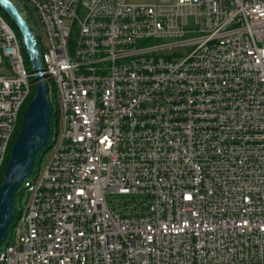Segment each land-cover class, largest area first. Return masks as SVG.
Wrapping results in <instances>:
<instances>
[{
	"label": "built area",
	"instance_id": "obj_1",
	"mask_svg": "<svg viewBox=\"0 0 264 264\" xmlns=\"http://www.w3.org/2000/svg\"><path fill=\"white\" fill-rule=\"evenodd\" d=\"M28 3L60 124L0 264H264V0ZM22 47L0 14V177Z\"/></svg>",
	"mask_w": 264,
	"mask_h": 264
},
{
	"label": "water",
	"instance_id": "obj_2",
	"mask_svg": "<svg viewBox=\"0 0 264 264\" xmlns=\"http://www.w3.org/2000/svg\"><path fill=\"white\" fill-rule=\"evenodd\" d=\"M0 9L19 30L24 48L33 65L35 93L27 105L21 129L15 138L3 181L0 184V256L3 242L15 218V197L32 174L38 154L47 149L51 136L53 106L48 98L49 86L42 80L37 37L28 19L13 0H0Z\"/></svg>",
	"mask_w": 264,
	"mask_h": 264
},
{
	"label": "rangeland",
	"instance_id": "obj_3",
	"mask_svg": "<svg viewBox=\"0 0 264 264\" xmlns=\"http://www.w3.org/2000/svg\"><path fill=\"white\" fill-rule=\"evenodd\" d=\"M13 1L17 4V6L22 11V13H25L26 11H28L27 18L31 21V23H36V24L38 23L35 18V13L32 7L29 5L28 0H13ZM151 1L152 0H147V2H151ZM0 14L5 18V20L12 27L17 38L19 40H22L19 30L15 27V25L11 22V20L5 15V13L1 9H0ZM39 39H41V37H39ZM22 56H23L24 65H25L26 70L30 73H33V65L24 47H22ZM182 59L183 58H177L176 60L180 61ZM3 68H4L3 66H0V73L2 72ZM34 89L35 87H33V90ZM50 100H51V104L53 108L56 109V115H57L58 100H57L56 92L53 91L51 93ZM22 118H23V115H22ZM51 124H52L51 125L52 132L54 128L57 129L59 127L60 123H59L58 118L56 120V116L53 117ZM21 125H22V119H21ZM21 125L19 127V131L21 129ZM50 155H51V149H45V151H41L38 154L37 160L33 168V172L31 174V178H34L37 174H39V177H38V180H39L41 173L45 169L50 159ZM132 198H136L138 200V199H141L142 197L141 196H137V197L136 196H122L118 194H108L107 195V199L109 201L110 206L112 208H115L119 212L124 211L125 202ZM25 200H27V195L25 191L24 190L19 191L15 197V208H16L17 215L13 219L10 225V228L8 230L7 237L5 241L3 242L4 247H6L7 244L12 245L15 241H17L19 230L22 227V219L20 220V217H21L20 208L22 209V207L24 206Z\"/></svg>",
	"mask_w": 264,
	"mask_h": 264
},
{
	"label": "trees",
	"instance_id": "obj_4",
	"mask_svg": "<svg viewBox=\"0 0 264 264\" xmlns=\"http://www.w3.org/2000/svg\"><path fill=\"white\" fill-rule=\"evenodd\" d=\"M52 125V124H51ZM52 130V129H51ZM7 164H8V162H7ZM7 166V165H6ZM4 172H5V170L3 171V173H2V175H1V177H0V184L2 183V181H3V176H4Z\"/></svg>",
	"mask_w": 264,
	"mask_h": 264
}]
</instances>
